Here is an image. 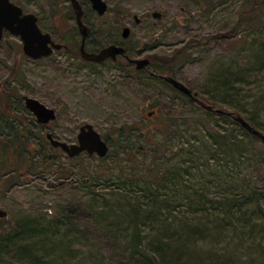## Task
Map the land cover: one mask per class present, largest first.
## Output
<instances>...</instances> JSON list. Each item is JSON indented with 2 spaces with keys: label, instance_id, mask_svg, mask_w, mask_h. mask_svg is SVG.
<instances>
[{
  "label": "rangeland",
  "instance_id": "rangeland-1",
  "mask_svg": "<svg viewBox=\"0 0 264 264\" xmlns=\"http://www.w3.org/2000/svg\"><path fill=\"white\" fill-rule=\"evenodd\" d=\"M12 1L68 48L34 59L17 34L0 39V206L8 211L0 264H27L29 248L40 264H138L134 229L140 248L161 244L165 264H264V141L150 82L130 60L161 69L180 48L176 78L225 108L218 86L226 82L241 113L264 125V0H106L102 14L80 0L88 47L117 40L128 48L103 62L79 53L69 0ZM23 94L56 117L29 123ZM83 122L107 140L104 157L68 156L45 136L75 141ZM121 124L138 128L133 143L115 137ZM16 132L24 135L14 140ZM226 134L238 135L240 154L217 143ZM130 168L147 178H131ZM22 218L42 220L28 230L42 227V236L16 238Z\"/></svg>",
  "mask_w": 264,
  "mask_h": 264
},
{
  "label": "water",
  "instance_id": "water-1",
  "mask_svg": "<svg viewBox=\"0 0 264 264\" xmlns=\"http://www.w3.org/2000/svg\"><path fill=\"white\" fill-rule=\"evenodd\" d=\"M73 8L76 24L81 34L80 54L86 60L103 61L106 58L115 59L118 54L126 53L125 45L122 43L110 42L101 46L97 51H90L84 48L86 35L89 33V26L83 22V8L80 0H69ZM91 7L98 13H104L108 8L106 0H89ZM154 16H159L160 12L154 10ZM136 21L138 17L134 15ZM8 30L17 34L22 41V48L26 55L37 59L50 55L54 49L60 48L63 44L54 41L50 32L42 30L37 22V15L34 12L24 11L23 8L12 0H0V39L3 37L4 31ZM129 26H122L121 35L127 36ZM134 62L137 69L146 68L148 63L147 57H136L130 59ZM162 78L170 82L175 88L181 92L192 96L195 102L206 109H211L217 112L226 111L232 115L243 127L251 133L257 135L264 141V132L253 126L242 114L235 113L231 110H226L221 107H213L210 103L204 101L199 96L193 93L191 88L171 74H159ZM24 104L29 108L37 121L46 123L56 117L54 107L47 105L39 98L32 95H24ZM152 110L148 111L151 114ZM46 138L53 147H60L68 156H75L81 152L89 154H97L104 156L109 150V144L102 134L94 127L91 122H83L79 125L75 141H66L55 136L51 131H46ZM8 211L0 206V220L6 217Z\"/></svg>",
  "mask_w": 264,
  "mask_h": 264
},
{
  "label": "trees",
  "instance_id": "trees-1",
  "mask_svg": "<svg viewBox=\"0 0 264 264\" xmlns=\"http://www.w3.org/2000/svg\"><path fill=\"white\" fill-rule=\"evenodd\" d=\"M113 42L122 43L121 41H117V40H114ZM125 49H126L125 56H128V54H127L128 48H126V46H125ZM180 50H181L180 48L175 50V52H173L170 55V57L167 58V60H163L164 62H162V63L160 62L161 69L156 68V66L153 65V63H152L153 59H148L147 67L146 68H140V69L136 68L137 72L144 73V76H147V80H149L150 82H153L154 84H158V85L167 86L173 92L177 93V95H182L185 98H187L189 101L197 104L198 107L202 108L205 111V113L208 114L210 117H215L217 120H222L224 122L234 123L235 125L238 126L241 134H244L246 136H250V137H253L255 139H258L259 137L257 135L251 133L249 130H247L245 127H243L237 120H235L233 118L232 115L228 114L226 111L217 112V111H214L211 109H206V108L202 107L200 104H198L197 102L194 101L192 96L181 92L180 90L175 88L170 82H168L167 80H165L164 78H162L159 75V74H171V75L175 76L174 72L172 70V67H173V65H175V63H173V62L181 59L180 52H179ZM164 63H167V65ZM218 87L222 90V93L220 94L221 95L220 100L223 103L228 105L227 108L222 107V105L217 103V101H215L212 97H205L203 95H199V93L194 91L191 87L190 88L194 94L199 96L204 101L210 103L213 107H221V108H224L226 110H231L235 113H240L253 126L259 128L260 130H262L264 132V125H262L259 122V120L255 119L253 116H248L245 113H241L242 108L238 105L237 101L234 100L233 96H229V94L225 93V91H227V88H228V84L226 82L222 81ZM137 129L138 128L133 126L132 124L128 125V127L124 124H121L120 126L117 127L116 130H114L115 131L114 133H116L115 137L118 139V141L120 143L125 142V144L121 143L122 145L125 146L126 143H133L136 140V139H134V136L136 134ZM237 139H238L237 134L236 135L235 134L234 135L233 134H226L223 138L218 139L217 143H219L220 146H224V147H225V145L226 146L229 145L231 147V149L229 150L230 153L232 155H237V154H240L243 150L242 149V143H240L241 141L237 140ZM114 142L116 143V141H114ZM226 150H228V148ZM104 156H100V158H102ZM138 172H140V170H138ZM132 173L134 175L130 176L131 178H137V177H141V176H144V178H147V173H145V172L143 175L138 176V174L135 172V168L132 171L130 168L129 171L127 172L128 175H132ZM124 174H125V172L121 173L122 176ZM162 177L164 178V173L162 174ZM133 211H135V208L133 209ZM4 218H2L1 220H3ZM57 219H59V218H53L54 224L59 223ZM1 220H0V222H1ZM41 221L42 220H31V221H29V220L23 219V218L19 219L17 222V228L18 229H16L17 230L16 238H18L19 240L20 239L21 240H27L29 237L42 236V230H41L42 227L36 228L35 230H33V232L28 231L29 228H33L36 224L40 223ZM132 221L135 223V220H132ZM135 225H136V223H135ZM134 232H135V236H136L135 240L137 241L136 243L139 244L140 239L138 238V233L135 231V229H134ZM136 243H133L134 246L131 248V250L133 252V255H135L137 257L138 264H165V262H163V254H162L163 252H161V244H159V242H156L154 244L153 248H150V246H148V245L140 248V245H137ZM30 251H31V248H29V251L26 250L25 253H29ZM25 253H23V255H26L25 258L28 259L27 264H40V261H43L41 254L37 253L34 250L32 251L31 254H25Z\"/></svg>",
  "mask_w": 264,
  "mask_h": 264
},
{
  "label": "flooded vegetation",
  "instance_id": "flooded-vegetation-1",
  "mask_svg": "<svg viewBox=\"0 0 264 264\" xmlns=\"http://www.w3.org/2000/svg\"><path fill=\"white\" fill-rule=\"evenodd\" d=\"M74 17H75V14H74ZM82 20H83V22H85L88 26H89V28H90V31H89V33L86 35V37H85V41H84V48L86 49V50H90V51H97L100 47H97V48H91V47H88V44H87V37H88V35L91 33V26L89 25V23L85 20V18H84V14L82 13ZM75 21H76V18H75ZM78 27V26H77ZM81 35V34H80ZM52 36V35H51ZM82 37V36H81ZM53 38V37H52ZM54 39V38H53ZM54 41H56L55 39H54ZM58 42H60V41H58ZM110 42H113V41H110ZM110 42H108V43H110ZM62 43V42H61ZM80 43H81V38H80ZM80 43H79V46H78V50H79V53H80ZM116 43H118V42H116ZM63 45L60 47V48H58V49H54L53 50V52L55 51V50H59V49H61V48H68V45L66 44V43H62ZM107 44V43H106ZM105 45V44H104ZM103 46V45H102ZM52 52V53H53ZM107 59H109V58H106V59H104L103 61H105V60H107ZM86 60V59H85ZM87 61H91V62H103V61H93V60H87ZM1 86H2V83L0 82V90H1ZM21 101L23 102V107L25 106V104H24V94L22 95V99H21ZM26 107V106H25ZM53 107V106H52ZM22 108V107H21ZM29 109V108H28ZM29 111H30V117H29V119H28V122L29 123H35V124H40V125H46L47 126V123L49 122H46V123H43V122H40V121H37V119H36V117L34 116V114L32 113V111L29 109ZM24 123V122H23ZM26 123V122H25ZM46 133V132H45ZM24 135V132L23 133H21V135H18V133L16 132V135H15V137L13 138L14 140L16 139L17 140V138L19 139L21 136H23Z\"/></svg>",
  "mask_w": 264,
  "mask_h": 264
}]
</instances>
